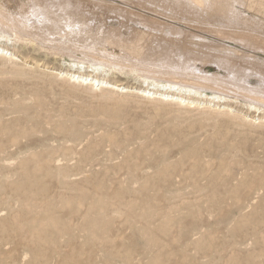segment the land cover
<instances>
[{
	"label": "rangeland",
	"instance_id": "obj_1",
	"mask_svg": "<svg viewBox=\"0 0 264 264\" xmlns=\"http://www.w3.org/2000/svg\"><path fill=\"white\" fill-rule=\"evenodd\" d=\"M217 2L7 0L0 264H264V0Z\"/></svg>",
	"mask_w": 264,
	"mask_h": 264
},
{
	"label": "bare ground",
	"instance_id": "obj_2",
	"mask_svg": "<svg viewBox=\"0 0 264 264\" xmlns=\"http://www.w3.org/2000/svg\"><path fill=\"white\" fill-rule=\"evenodd\" d=\"M31 1V0H30ZM45 1V0H44ZM85 1V0H84ZM90 1V0H89ZM128 1V0H127ZM186 1H188V2H190V4H194V5H200L201 6V4H202V0H186ZM218 1V0H217ZM217 1H215V0H211V8H214V9H218V10H224L223 8V5L225 4V2L224 3H220V2H217ZM263 1V0H262ZM36 2V1H35ZM47 2V1H46ZM55 2V1H54ZM101 2V1H100ZM31 3V2H30ZM97 3V2H96ZM95 3V4H96ZM139 3V2H138ZM204 3V2H203ZM28 4V3H27ZM41 4V3H40ZM47 4V3H46ZM50 4V3H49ZM99 4V3H98ZM223 4V5H222ZM133 5V4H132ZM193 5V6H194ZM203 5V4H202ZM20 6V5H19ZM37 6V5H36ZM41 6H42V4H41ZM46 6V5H45ZM101 6H102V4H101ZM111 6V5H110ZM119 6H120V4H119ZM206 6V5H205ZM224 6H227V4L226 5H224ZM106 7V6H105ZM113 7V6H112ZM10 6H9V4L7 3V0H5V1H0V13L1 14H7L8 12L7 11H10ZM119 8V7H118ZM122 8V7H121ZM228 8V7H227ZM244 8V7H243ZM19 9V8H18ZM47 9V8H46ZM141 9V8H140ZM254 9V8H253ZM12 10V9H11ZM128 11V10H127ZM215 11V10H214ZM192 12V11H191ZM191 12H189V13H191ZM216 12H218L219 13V11H216ZM17 13H19V12H17ZM128 13H129V11H128ZM130 13H131V11H130ZM138 13V12H137ZM221 13V12H220ZM222 13H223V11H222ZM225 13H226V11H225ZM15 14V13H14ZM127 14V13H126ZM134 14V13H133ZM142 14V13H141ZM148 14V13H147ZM188 14V13H187ZM244 14V13H243ZM135 15H136V13H135ZM223 15V14H222ZM3 15H1V17H2ZM18 16V15H17ZM16 16V17H17ZM125 16V15H124ZM135 17V16H134ZM147 17V16H146ZM146 17H145V19H146ZM183 17V16H182ZM96 18V17H95ZM141 18V17H140ZM170 18V17H169ZM211 18V17H210ZM153 21L155 20H158V21H162L163 23H170L171 22V20H170V22L167 20V18L165 19L162 15L160 16H158V15H156V14H153ZM178 19H180V18H178ZM128 20V19H127ZM137 20H139V19H137ZM141 21V20H140ZM148 21V20H147ZM176 21H178V20H176ZM150 22V21H149ZM191 22V21H190ZM203 22V21H202ZM22 23H25V21L24 22H22ZM147 23V22H146ZM155 23V22H154ZM192 23V22H191ZM210 23V22H209ZM261 23V22H260ZM0 24H3V26L2 27H6L7 29H10L11 30V32L13 31V36L16 38V39H18V38H20V36L18 35L19 33L17 32V31H14L15 29H13V28H11V27H9L6 23H5V21H3V19L2 18H0ZM85 24V23H84ZM159 24V23H158ZM167 25V24H166ZM193 25V24H192ZM168 26V25H167ZM166 26V27H167ZM172 26V25H171ZM195 26V25H194ZM231 26V25H230ZM150 27V26H149ZM196 27V26H195ZM222 27V26H221ZM180 28V27H179ZM191 28V27H190ZM214 28V27H213ZM173 28H171V30H172ZM195 29V28H194ZM225 29V28H224ZM3 30V29H2ZM6 30V29H5ZM9 30V31H10ZM135 30V29H134ZM164 30V29H163ZM185 31V30H184ZM214 31V30H213ZM215 31H217V30H215ZM208 32V31H207ZM98 33V32H97ZM187 33V32H186ZM230 33V32H229ZM12 34V33H11ZM110 34V33H109ZM112 34V33H111ZM199 34V33H198ZM224 34V33H223ZM235 34V33H234ZM2 35H4V34H2ZM115 35V34H114ZM196 35V34H195ZM218 35V34H217ZM224 35H226V34H224ZM237 35V34H236ZM249 35V34H248ZM6 36V35H5ZM134 36V35H133ZM138 36V35H137ZM140 36V35H139ZM192 36V35H191ZM213 36H214V34H213ZM244 36V35H243ZM187 37H188V35H187ZM219 37V36H218ZM226 37V36H225ZM237 37V36H236ZM258 37V36H257ZM224 38V37H223ZM250 38V37H249ZM248 38V39H249ZM119 39V38H118ZM226 39V38H225ZM247 39V38H246ZM254 39H256V38H253L252 40H254ZM261 39V38H260ZM206 40V39H205ZM251 40V41H252ZM264 40V39H263ZM108 41V40H107ZM246 41V40H245ZM250 41V42H251ZM254 41H258V40H254ZM253 41V42H254ZM260 41H262V40H259V42ZM106 42V41H105ZM252 42V43H253ZM264 42V41H263ZM255 43V42H254ZM107 44H109V42L107 43ZM256 45L258 44V42L257 43H255ZM262 44V43H261ZM111 45V44H110ZM133 45V44H132ZM137 45V44H136ZM254 44H252V46H253ZM259 45V44H258ZM255 47V46H254ZM130 49V48H129ZM128 49V50H129ZM132 49V48H131ZM134 49V48H133ZM132 49V50H133ZM136 49V48H135ZM138 51V50H137ZM132 52V51H131ZM0 55H3L5 58H7L8 57V59H14L15 58V55L13 54V53H11V52H8L7 50H6V48H4V47H2V46H0ZM2 56V57H3ZM246 56V55H245ZM101 64V63H100ZM62 75V74H61ZM65 76H67L70 80H72V81H75V82H78L79 84H82V85H89L90 87H93V88H102V87H104V86H110V88L111 87H113V88H115L116 90L118 89L119 91L121 90V91H129V89L128 88H126L125 86H122L121 84H110V83H108V82H106V81H103V80H99V79H97V77H91V76H89V75H82V74H76V73H65ZM184 83V82H183ZM88 86V87H89ZM105 88V87H104ZM108 88V87H107ZM92 89V88H91ZM140 92L142 95H147L148 94V97H149V95L150 96H153V98L154 97H158V99H168L169 100V98H173L172 96H171V94L169 95V94H164V93H156V92H150V91H146V90H143V89H137L136 90V92ZM180 103H181V105L183 104L184 106L186 105H189V106H194V105H192V103L189 101V100H186V99H181V97H175ZM183 98V97H182ZM171 100V99H170ZM173 100V99H172ZM171 100V101H172ZM179 104V103H178ZM182 105V106H183Z\"/></svg>",
	"mask_w": 264,
	"mask_h": 264
}]
</instances>
